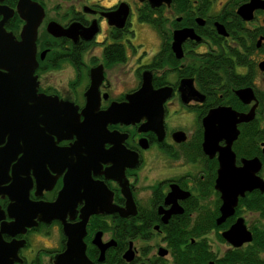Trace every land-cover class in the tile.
<instances>
[{"label": "flooded vegetation", "instance_id": "obj_1", "mask_svg": "<svg viewBox=\"0 0 264 264\" xmlns=\"http://www.w3.org/2000/svg\"><path fill=\"white\" fill-rule=\"evenodd\" d=\"M31 1L42 16L26 86L45 117L76 124L49 121L12 146L6 135L0 140V264H55L66 247L64 225L80 235V264H264V0H253L248 19L237 10L251 0ZM17 2L0 0V23L19 40ZM48 24L65 33L54 35ZM141 26L157 40L149 48L138 41ZM143 74L152 89L168 88L160 122H146L142 103L135 120L106 118L140 88ZM242 89L253 98L241 99ZM4 91L0 100L10 101ZM216 107L248 116L235 124L229 148L236 167L256 159L263 182L237 196L226 216L215 180L217 149L230 134L211 156L202 145V119ZM18 200L57 204L20 218ZM237 220L250 240L234 245L223 233Z\"/></svg>", "mask_w": 264, "mask_h": 264}, {"label": "water", "instance_id": "obj_2", "mask_svg": "<svg viewBox=\"0 0 264 264\" xmlns=\"http://www.w3.org/2000/svg\"><path fill=\"white\" fill-rule=\"evenodd\" d=\"M148 1L151 7L158 5L161 1L168 2V0ZM254 2L251 0L250 6L247 3L240 6L237 13L243 19H248L252 9L258 6L253 5ZM16 11L24 21L19 33V40L14 39L10 33H6L0 23V67L6 71L5 74L1 73L0 89L5 90L1 93L2 95L7 96V99H11L10 101L0 100V140L6 135L8 141H6V145L8 146L16 144L18 139L24 138L28 130L37 129L39 124H50L49 121L57 122L60 127L62 126V129H72L76 124V120L71 119L72 117L66 118L63 116L58 119L53 118V120H49L51 117H45L44 114L40 113V102H34V88L27 87L26 83L33 80L31 72L36 65L34 60L36 28L42 16V9L31 0H18ZM48 26H53V30L50 32L54 35L65 33L64 30H61L55 24H48ZM181 32H176L175 36L177 56L179 54V40L182 39V37H179V33ZM184 33V36L189 34L187 32ZM167 92V87L152 89L149 77L143 74L140 88L128 95L126 102L112 104L106 110L104 116L106 118L110 117L111 120H119L120 118L123 122L135 120L136 113L139 112V107L142 103V117L146 119V122L154 118L155 122L159 123L161 117V102L167 96ZM236 94L241 99L246 97V101L253 98L250 89L238 90ZM30 99L31 101H28ZM247 118V115L238 114L227 107H216L209 110L202 119L204 127V142L202 145L203 150L209 156L214 153L217 139L230 134V137L228 139L226 138V145L218 149L216 148L219 166L217 169L215 188H221L222 192H224L220 206L222 216L232 213L237 196H242L244 191L261 186L263 183L255 174L259 166L258 161L256 159H242L241 165L236 167L233 163V153L229 148L230 141L236 134L235 124L239 121L247 120ZM178 138H182L181 134L178 135ZM3 152L0 151V172L5 162V159L1 156ZM262 189L264 190V188ZM17 202V214H19L20 218L23 217L21 212L24 213L25 210L43 213L54 208L57 204V201H55L47 207L41 205L23 207L21 201L19 202L18 200ZM48 216L49 218H60L55 214ZM14 218L15 221L12 225L17 226L21 220L15 216ZM30 224L29 222L24 223V225ZM79 225V234H81L83 221ZM63 232L67 237L66 247L61 254L56 255L55 264H63L64 262L67 264L70 259L73 261H70L68 264H80L79 262L84 258L80 235L78 237L76 235L77 231L74 228L66 227L65 225L63 226ZM223 234L234 245H239L244 241L250 240L249 233L245 230L240 220H237ZM2 251L3 249L0 247V254ZM76 261L79 262L77 263Z\"/></svg>", "mask_w": 264, "mask_h": 264}, {"label": "rangeland", "instance_id": "obj_3", "mask_svg": "<svg viewBox=\"0 0 264 264\" xmlns=\"http://www.w3.org/2000/svg\"><path fill=\"white\" fill-rule=\"evenodd\" d=\"M138 41H143L146 44V47H151L152 45H154L156 43V39L154 38V34L151 30H149L147 27L141 26L138 30ZM61 77L58 76V74H56L53 79H60ZM36 244H33L35 247L36 246H40L42 242L41 238H35Z\"/></svg>", "mask_w": 264, "mask_h": 264}, {"label": "snow or ice", "instance_id": "obj_4", "mask_svg": "<svg viewBox=\"0 0 264 264\" xmlns=\"http://www.w3.org/2000/svg\"><path fill=\"white\" fill-rule=\"evenodd\" d=\"M113 2H115V0H113Z\"/></svg>", "mask_w": 264, "mask_h": 264}]
</instances>
